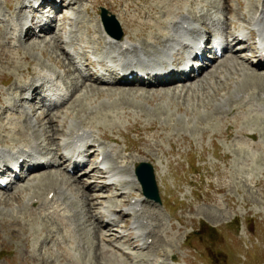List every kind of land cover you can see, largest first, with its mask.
<instances>
[{"label":"rangeland","instance_id":"rangeland-1","mask_svg":"<svg viewBox=\"0 0 264 264\" xmlns=\"http://www.w3.org/2000/svg\"><path fill=\"white\" fill-rule=\"evenodd\" d=\"M91 1L94 7L84 1L74 8L76 18L85 21V27L81 28L80 24L76 25V21L67 19L74 24L76 36L80 38L79 43L83 46H77L76 49H79V52L81 49L83 53V48L86 46L99 52L109 51L108 47L100 48L98 43L94 44L96 41L91 42L86 33L87 27L96 26L97 20L100 21V7L108 9L117 17L125 35L130 40L146 46L149 41L147 36L151 32H156L152 24L165 21L168 18L165 16L167 11L169 13L177 9L176 13L183 10L191 13L195 10L197 14L201 12L214 19L222 18L224 22L226 16L230 18L229 23L239 26L242 25L245 16H250L251 12L248 11L252 9L251 4L261 3L260 0H230L228 3L233 7V11L229 14L223 10V0H196L194 4H191L190 0H182L183 3L177 0L178 5H173L174 2L170 3L169 0ZM12 3L14 4L15 1ZM8 4L12 5L9 2ZM214 4L221 6V10L210 7ZM240 4L242 8H239ZM86 6H91L88 7L89 14L82 12ZM0 12L9 13L6 0H0ZM72 13L70 12V16ZM63 17L65 16L61 15V18ZM90 18L94 20L92 24H88ZM147 24H150L152 28ZM63 37L65 41L67 38L65 35ZM2 42L4 41L0 35V107L4 97L10 94V91L5 92L7 88H12L15 83L24 81L22 86H18L23 87L32 78L29 74L43 68L52 70L62 75L68 86L72 88L71 91L77 87L72 101L51 115L52 118L56 117L54 120L59 121L57 125L61 126L63 121L66 122V134L72 127L74 128V125H81L80 123L85 121V125H89L87 127L92 130L98 143L113 150L114 161H119L120 166L125 163L122 162L123 158H115L118 157L117 154L128 158L129 162L133 161L131 164L137 165L139 162L147 161L154 166L166 209L163 206H153L148 202L144 204L146 210L140 213L143 214L144 219L146 215V218L150 219L151 224L154 225L152 233L154 236L150 239L152 245L143 251L137 248L129 249V247L118 251L115 248L114 252L119 254L118 256L124 261L123 264H264V123L245 119L243 115L248 114V106H244L245 103L240 98H236L234 93L231 97L227 95L226 92L238 88L237 83L241 77L230 75L235 79L231 78L229 81L230 77L228 78L225 74L227 66L223 65L218 70L219 79L217 75H209L210 72H208L207 78L205 76V80L193 89L174 86L175 88L171 87V90L164 92L147 93L131 91L123 87H100L91 82L78 81L74 71L70 75L67 74L72 67L63 52L67 45L62 46L63 50L60 49V43L57 41L58 43L54 44L51 36L41 35L36 41L32 39L21 44L24 46L18 48L21 51L18 58L8 53ZM12 44L19 45L13 42ZM247 54H250L248 50L246 53H239L237 57L241 56L249 60ZM237 57L227 63L233 65ZM251 60L254 59L251 58ZM248 67L250 68L249 65ZM224 81L231 86L228 87L223 83ZM259 84L264 89V84ZM18 94L19 92L14 93V95ZM257 98L260 101L257 99L254 103L264 108V93L259 92ZM76 100L79 102H74ZM221 100L225 102V105L228 104V107L232 106V109L227 107L228 109L226 108L223 112L220 108L223 105ZM114 103L117 104L113 105ZM84 108L85 111L87 110L86 113H83ZM44 113L43 110H39L38 115H45ZM10 114L12 115L9 117L14 123L19 121L21 122L19 126H22L24 121L26 124L22 115L16 113L15 115L13 112ZM260 116L264 119V114ZM3 122L7 123L6 119ZM41 127L38 126L40 131L45 129L42 125ZM149 128L150 130H147ZM228 130L231 134L229 137L225 136ZM258 130L263 133L259 134L255 141L247 138L251 132ZM5 133L7 132L0 129V140H6L1 145L7 148L13 147L9 146L11 144L15 146L19 141L18 135L12 134L13 137L11 136L10 139L17 138L11 139V143L9 138L5 137ZM66 134L59 136L63 139ZM105 135L111 137L113 141L104 138ZM16 145H22V143ZM43 145L46 146V143ZM254 146L258 148L253 149ZM50 147L55 148L53 145ZM127 148L131 150L126 151ZM52 172L61 174L63 178L71 182L81 179L83 180L81 184L87 187L90 183L97 186V183L91 182L94 179L70 177L61 167L48 169L47 175H51ZM50 180L44 177L41 181L38 180L40 183L31 181L22 185L24 188L13 195L0 194V264H40V262L32 263L28 260L27 252L33 248V245L35 249L41 246L34 239L46 241L54 233L63 234L58 226L50 224L45 214L40 215L42 219L40 221L43 224L40 229V226H36L38 219L28 213L32 210L26 207L31 199L30 194L37 195L34 192L37 186L42 184L43 187V184L46 185ZM28 184L34 187L26 189ZM75 188L73 187L72 196L76 197V202L69 207L67 214L69 213L77 223L76 220L80 217L78 215L85 214L86 209L82 207L84 205L81 202H77V198L82 194L80 192L78 194L76 192L78 188ZM113 194L112 189L87 193L89 199L96 197V201L101 200L103 204H108ZM141 194L135 191L130 196L122 197L127 196L130 200L131 197H140ZM36 198L33 197L31 201ZM113 200L123 201L116 197ZM94 215L99 216L97 219L100 222H105V217H101L99 211L95 214L93 211ZM129 220L131 221V217L128 216L122 220V222L126 221V228L130 226ZM80 222L85 227L88 226L85 229L82 225L81 229L90 233L94 231L89 229L96 226L94 220L88 221L85 218ZM121 224L107 228L116 231L103 230V234L107 235V241L114 246L118 245L116 241L122 244L128 238L116 240L114 235L120 237L122 235L119 233L127 234L124 231L127 229H122ZM33 225L36 226L35 231L32 230ZM88 229L90 231H87ZM52 231L53 234H51ZM111 233L113 236H109ZM88 234L84 232L83 237ZM89 237V240L97 241L94 235ZM89 240L86 241L89 242ZM97 244L94 243L95 246H98ZM92 253L96 259L93 264L105 263L104 260H100L96 247Z\"/></svg>","mask_w":264,"mask_h":264},{"label":"bare ground","instance_id":"bare-ground-1","mask_svg":"<svg viewBox=\"0 0 264 264\" xmlns=\"http://www.w3.org/2000/svg\"><path fill=\"white\" fill-rule=\"evenodd\" d=\"M7 1L9 3H11L12 0H7ZM42 1L44 3L43 6H46V5L52 6L55 13L59 12V11L61 13L62 12L61 10H70L82 2V0H42ZM57 1H60L61 3L57 4ZM87 1L92 5L91 0H87ZM183 1L179 0V2H181V3H183ZM224 1H225L224 9L227 10L228 12H232L233 7L230 5V3H228L230 0H224ZM169 2L170 3L174 2L173 5H178L177 0H169ZM190 2H191V4H194L196 2V0H190ZM199 3H201V2H199ZM251 6H252V9H251L252 16L250 17L249 20L246 19V24H247V26H250V25L252 26V24H254L255 26L257 25L256 27L258 28V35L256 33H255V35H256V37H260V39H262V42L264 43V1L261 3H257V4H251ZM88 7H91V6H88ZM88 7H86V9H85L86 13H89L90 8H88ZM8 8L11 9L14 13L13 5L8 4ZM25 8L26 7L23 4H21L20 10H23ZM241 8H242V5H241ZM177 11H178L177 9H174V11H170L169 13L167 11V14L165 16L168 18H166V20L162 21V22L159 20L160 23L155 24V25H158L157 27L151 23L152 26L156 29V32L155 33L151 32V34L147 36V39L149 41L146 43V47L148 49L144 50L145 53L147 54L146 57H150V55L154 56L153 54L156 53V49H159L160 54H162L161 57L166 58L168 60V61H165L162 63V65H166L164 70H166L165 73L167 76L160 78V79H157V75L151 74V73L146 76V83L148 86L157 87V89H161V91H163V92L165 90L169 89L167 87H170V85H171L170 83L174 80V77H172L170 75L172 70H171V68L168 67V65H171V62L169 59H170L172 54H170V53L172 52L173 49H175V46H180V45L184 46L185 40L187 39V36L189 33L195 34L198 32L196 30V27H194L193 24L190 23L188 16L192 15L193 18H197L199 20V22H203V23H204L205 19L207 18V15L202 14L201 12L199 14H197V12H195V10L191 13H189V12L186 13L185 10L179 11L178 13H176ZM67 13H68V11H67ZM67 13H66V15H67ZM22 19H23V16L21 17L20 21ZM255 20H256V22H255ZM20 21L16 25H14V27H12L13 25L11 26V24L8 21H3L6 24V25L4 24V27L8 26V28H10V29L16 28V30L18 31L17 33L19 34L16 36H9V33L7 31H5L4 27L0 26V35L4 41V42H2L4 49L8 53H10L11 55L17 56V58L21 55V51L18 48H14L12 46L13 40L18 41L21 44H24L28 40H32L36 37L33 34V30H32L33 25H28L27 28H23ZM88 21H89L88 24H92V22L94 20H93V18L92 19L90 18ZM0 22H1V17H0ZM55 22H56L55 19H52L49 22L48 25H50V28H49L48 32H50V34H51L50 36L52 37L54 44H57L58 42L60 43V49H61V45L63 44V39H62V36L59 35V33L64 32L65 29L63 27H65V24H64V22H62V24L57 25V24H55ZM95 23H96V21H95ZM97 23H96V26L91 25V26L87 27L86 31H87L88 38L90 39V41L91 42L96 41V43H94V42L93 43L94 44L98 43L100 45V48H101L104 46L103 43L105 44L104 38L102 37V34H104L105 32H104L103 28L100 27V25H99L100 22L98 20H97ZM79 24L85 27V25L82 24V22H79ZM148 26L150 28H152L150 24ZM55 28H57L58 33H55V31H54ZM105 36L112 41L111 44H113V46L115 48H119V51H120L119 55H122V56L132 55L133 57H137L136 59H139L141 62L145 61L143 58H140L138 55L139 54L138 46L127 42L126 39H128L129 41H132V40H130L129 37L126 36V38L118 41V40L113 39L110 35H105ZM239 36H243V35H239ZM106 37H105V41H106ZM231 37L234 38L233 41L237 40V38H235L234 35H232V34H231ZM236 37H238V36H236ZM255 38H252V39H255ZM75 40L79 41V38L76 36ZM148 50H150V51H148ZM65 55H66V59L70 62V64H73L72 60L69 57V54H67V52L66 53L64 52V56ZM230 60L233 61L234 59L231 58V59L226 60V62L224 61L222 63V65H220L219 67H222L223 65L227 66V68L225 70V74H227L228 78L231 75V76H239V77H241V79L237 83L238 88H234L235 89L234 91L231 90V92H226L227 95H230V97H231V95H233V93H234L235 97L238 99L241 95L243 98L241 97L240 100H242V102L245 103L244 106H248L247 108L249 110L248 114L243 115V117L245 119L252 120V122L253 121H260V122L264 123V119L260 116V114H264V110H263L264 108H263V106L257 105L258 103L257 104L254 103L255 101H257V99L259 100V98H257V94H259V92L264 93L263 86L261 87V84H259V83H262V85L264 84V62H260L257 64L256 62H251L250 60H246V59L240 60V62H239V58H238L235 60V63L233 65H230L227 63ZM127 64H129V63H127ZM127 64H124L125 69L126 70L131 69V66H129ZM143 64L146 65V63H143ZM93 65L94 64L91 62L88 63V66H93ZM248 65L250 66V68L248 67ZM219 67H217L216 70L214 72L212 71L211 74H209V75H215V76L217 75V78H218L219 77L218 75H220V73H218ZM41 71H42V73H41ZM195 71H197L199 74H201L203 69H199V70H195ZM43 72H44V68L37 71V72H34L33 74H29V76H32V78H33L32 80H34V81L30 80L23 87H18V86H22L24 84L23 80H22L23 82H21V83L20 82L15 83L14 86L9 89L10 94L6 95L8 97H4V100L1 101L0 129L7 132L4 135L6 138H9V141H11V139L13 140V139L17 138V137H15V138L10 139L12 134L18 135V138H17L19 140L18 143L21 142L22 145H24L25 147H23V146L19 147L18 145H16L18 143H16L15 146L18 147V152L22 153L23 155H25V154L30 155V154L36 152L35 149L39 146V143H38L40 141L39 139L44 138V140L47 142L48 146H52V145L55 146V144L57 143V141L61 137L59 135H63V134L67 133L66 132V129H67L66 122L63 121L61 126L59 124L57 125V123H59V121L54 120V118H56V117L52 118L51 115H49V114L41 115L36 120H33V118L31 117V112L26 111V113H25L26 124H24L22 126H19L16 122L14 123L13 119L11 117H9L12 115L9 113L10 110H12V108H14V107L19 106V104H21L22 102H24L26 100L23 97V95L25 94L24 92L28 90V88H30L35 95H37L39 93V89L41 88V86H36V83L37 82L43 83L44 82L43 79L47 78V74H45ZM70 72H71V69L68 70L67 74H69ZM223 73L224 72H222V74ZM207 74H208V72H207ZM227 77H225V78L228 79ZM189 78H190L189 76L186 77V79H189ZM206 78H207V76H206ZM231 78H234V77H230L229 81H231ZM85 80H87V78L83 77V81H85ZM203 80H205V78ZM256 80H257V83H256ZM191 81H193V80L191 79ZM202 81L199 80L197 82L191 83L190 85H187V87L189 89H193L192 87L195 88ZM258 81H260V82H258ZM123 82H127L126 88H129L131 91L132 90H139L138 88L131 87L135 83L134 79H127L124 77L120 81L118 80V81H115L113 83L117 84V83H123ZM99 83H104V82L99 81ZM223 83L227 84L228 87L230 85L225 81ZM109 84L110 83H108L107 85H109ZM136 84H138V83L136 82ZM207 85H210V83H207ZM256 85H258V87ZM223 87H224V85H223ZM162 88H164V89H162ZM76 90H77V87L74 88V91H76ZM169 90H171V89H169ZM205 90H206V88H205ZM249 91H251V93ZM16 92H19V94L14 95V93H16ZM147 93H151V92H147ZM74 102L78 103L79 100H76ZM222 103H223V105L220 106V108L223 109V112H224V110L226 111L228 104L225 105L224 101H222ZM115 104H117V103H114L113 105H115ZM244 106H242V107H244ZM114 107H116V106H114ZM231 107H228V108H231ZM254 107H255V109H254ZM251 109H252V111H251ZM32 112L35 113V110L33 109ZM86 112H87V110L85 111V108H84L83 113H86ZM229 112H232V111H229ZM100 116L103 117V115H100ZM105 116L110 117L108 115H105ZM4 119H6L7 123L3 122ZM7 119H9L10 121L8 122ZM108 119H110V118H108ZM80 124L81 125H74V127H76L74 129V132L69 133L70 134L69 136L75 137L76 141L79 143V146L83 145L84 143H89L91 141V138H92L90 131L87 130V127L84 128V126H89V125H85L86 124L85 121L81 122ZM41 125L43 127H45V129L40 131L39 130L40 128H38V126L41 127ZM58 126H60V127H58ZM59 128H61V129L59 130ZM147 130H150V128ZM262 133L263 132H261V130H258L256 132H252L251 134H249V137L253 140H256V138L259 136V134H262ZM56 135H58V136H56ZM230 135L231 134L228 130L225 133V136L229 137ZM104 137L106 139L113 141V139L111 137L109 138L107 135H105ZM5 142H6L5 139L0 140V144H2V143L4 144ZM95 142L96 141H93L92 144H96ZM11 143H12V141H11ZM9 146H14V144H11ZM64 147L65 146H63L61 144H59L55 150L51 149V147H47V148H45L47 150L44 153L48 156H52L54 159L58 158L60 160H63L64 157L62 155V148H64ZM11 148H13V147H11ZM252 148L255 149L258 147L254 146ZM13 150H15V149L13 148ZM128 150H131V148L126 149V151H128ZM0 153H2L1 149H0ZM104 153L105 152H103V154ZM96 154L99 156L102 153H100L99 151H96L95 155ZM117 156L118 157H115V158H123L122 162H124L125 164H123L122 166H119V161L114 162L113 167L111 168L110 172L109 173L107 172V174H109V175H107V178H105V179H109V181L113 182V184L105 183V184H103L102 187L103 188H110L111 185H115L114 182H119V185H121L123 189L131 188V186H137L139 188L137 179L134 175V167H135L136 163L131 164V163H133V161L129 162V160H127L128 158L122 157L120 154H117ZM253 160L255 161V159H253ZM138 161H140V160H138ZM48 166H51V162L48 163ZM79 166H80V164L74 163V169H76ZM22 169H23V167H22ZM44 169L45 168H41L40 170H38V172L35 170L28 172V177L29 178L32 177V178L27 183H30L31 181H32V183H34L36 181H37V183H40L39 181H41L42 178H44V177L46 179H49V180L51 179L52 181L50 180V182L46 183V185L43 184L44 185L43 187L41 186L42 184L41 185L39 184L37 186L38 191H36L37 189L34 191L35 193H37V195L33 196L34 195L33 194L31 196V194H30L31 199L29 200L30 202L27 203L26 207H28V208L30 207L32 211H30L28 213H31L32 216H36V218L38 219L37 220L38 223L36 226H40V229L43 225L41 223L42 219H41L40 215L45 214V218H47V220L50 222V224H52V226H54V225L58 226L61 229V232L63 234H60V233L57 234V233H54L52 231L51 234H53V233L54 234L52 237L49 238L50 240L48 239L46 241H43V239H36L35 238L34 241L37 240L38 244L41 246L39 248L35 249V246L33 245V248H31V250H29L27 252L28 260H30L32 263L35 261L40 262V264H57V263L58 264L59 263L60 264H93V262L96 259L93 257L92 252H93L94 248L96 247L98 249L100 260H104V262H105V263H100V264H123L122 259L119 256L114 255L113 248L114 249L116 248L118 251H121L124 247H126V248L129 247V249L130 248H132V249L140 248L141 250L147 248V246L149 244V239L147 238V236L149 235L150 227L148 225L149 224L148 221H145V219L143 218V214L140 212H142L144 210V209L142 210V208H141V206L143 205V204L141 205V203H145V202L152 203L151 201L146 200V199H137L134 202H132L130 204V209H129L130 211L129 212L133 211V213L135 214V217H134L135 220L132 224V228L130 229L132 232L131 235L128 236V238H126V241H124L122 244L118 243V241H116V244H118L116 246H114V244H112V243L106 244L107 239L105 240L103 237L104 234H101V233L105 228L108 227V225L112 224L113 221L110 220V221L100 222L95 215L93 216V211L95 214L96 211L100 207H103V205L101 202L96 201V197L95 198L92 197L91 199H89L88 195H87V193H89V192L91 193L93 191L98 190V188H97L98 186H96V185H90L88 187L84 186L83 184H81V181H83L81 179L80 180H74L73 182H71L70 180L63 178L61 176V174H59V173H53L52 172L51 175H47L48 170L46 171ZM97 169L98 168L95 167L93 172L98 171ZM45 175H47V176H45ZM26 178H21L20 180H18V182L23 183V182H25ZM56 178H57V181H56ZM55 181H56V185L54 184ZM75 186L79 190V191L76 190V192L77 193L80 192L82 194L80 197L77 198L78 199L77 202H81L84 205L82 207H84L86 209L85 214L80 213L81 214L80 215L79 212L77 213V214H79L78 216H80L79 220H76V222L78 221L77 223H75V219H73V217L71 215H67L69 207H72L74 205V202H76L75 200H74V202H71L73 199L76 198V197L72 196V194L74 192L73 187L75 188ZM30 187L33 188L34 186L28 184L26 189H29ZM23 188H24L23 186H21V187L19 186L18 188H16L15 193L19 192ZM138 190H140V189H138ZM76 192H75V195H76ZM15 193H10V194L13 195ZM124 194L127 195V193H124ZM132 194H133V192L130 195H132ZM127 196H129V195H127ZM127 196L122 197L123 198L122 203L126 204L129 202ZM33 197H37V198L34 199L33 201H31ZM77 204H79V203H77ZM82 204H80V205H82ZM36 206H38V208H39L38 210L33 209ZM83 209H81V210H83ZM105 209L106 208L104 207L102 210V216L106 217V218H110V211H107ZM37 211H39V212H37ZM111 212H113L114 215H116V218L117 217L122 218L123 216L125 217L127 214H129V213H126L125 210H121V209L120 210L113 209V210H111ZM85 218H87L88 221L94 220V223L97 226V227L95 226L93 228H89L90 230L94 229V231L91 233L86 232L85 230L81 229L84 225L80 221H84ZM39 223L41 225H39ZM124 223L127 224L126 221ZM18 225L21 226L20 223H18ZM36 226L33 225L32 230L35 231ZM87 227L88 226H86V227L84 226L85 229ZM108 229H106V230H108ZM81 230L84 231L86 234H88V233L89 234L85 235V237H83L84 232L81 233L82 232ZM87 231H89V230H87ZM111 231L112 230H110V232ZM111 234L109 236H113V234L112 235ZM89 235H91V236L94 235V238L96 237L97 241L93 242L94 239L89 240V238H90ZM114 236H116L117 239L116 238L115 239L119 240V241L121 239L123 240V237H125V236L117 237V235H114ZM86 240H89V242H87ZM94 243H98L97 244L98 246H95ZM42 251H44L45 253ZM133 251H135V250H133ZM136 252H137V250H136ZM140 253L141 252L139 251V254ZM127 258H129V257H127Z\"/></svg>","mask_w":264,"mask_h":264},{"label":"water","instance_id":"water-1","mask_svg":"<svg viewBox=\"0 0 264 264\" xmlns=\"http://www.w3.org/2000/svg\"><path fill=\"white\" fill-rule=\"evenodd\" d=\"M108 12L102 10L103 22L109 32H111L117 38H121L122 32L116 21L115 17H108ZM118 25V26H117ZM138 177L144 187V193L148 198L154 199L160 202V197L156 185L154 169L148 163H142L137 168Z\"/></svg>","mask_w":264,"mask_h":264}]
</instances>
